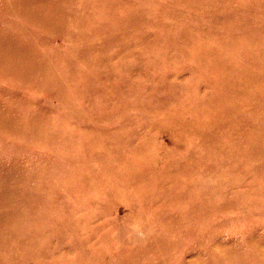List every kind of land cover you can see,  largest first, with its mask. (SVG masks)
I'll return each mask as SVG.
<instances>
[{
	"label": "rangeland",
	"instance_id": "rangeland-1",
	"mask_svg": "<svg viewBox=\"0 0 264 264\" xmlns=\"http://www.w3.org/2000/svg\"><path fill=\"white\" fill-rule=\"evenodd\" d=\"M0 264H264V0H0Z\"/></svg>",
	"mask_w": 264,
	"mask_h": 264
}]
</instances>
